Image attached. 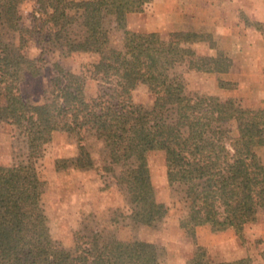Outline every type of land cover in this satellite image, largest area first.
I'll return each mask as SVG.
<instances>
[{"label":"trees","instance_id":"trees-1","mask_svg":"<svg viewBox=\"0 0 264 264\" xmlns=\"http://www.w3.org/2000/svg\"><path fill=\"white\" fill-rule=\"evenodd\" d=\"M51 21L60 29L71 23L67 11L81 12L85 34L68 42L69 53H101L102 21L115 15L124 31L122 52H112L87 69L86 74L68 72L57 65L45 102L25 100L19 81L25 72L41 73L42 59H31L22 45L12 46L1 38V27L17 25L18 0H0V123L14 126L28 141L27 160L14 166H0V264H161L163 248L145 241L114 240L99 244L93 237L76 233L73 249H57L38 228L35 210L40 204L37 191V162L55 133L76 135L82 142L86 131L105 142L114 164H124L139 153L164 151L169 185L184 187L189 212L181 227L195 232L209 226L213 233L257 221L264 209V162L257 148L264 146V109H249L237 100L223 102L218 96L190 97L183 82L172 74L178 65L189 71L226 74L232 61L219 54L201 56L192 48L204 40L195 32H175L168 39L158 33L127 29L129 14L140 12L145 0H89L68 3L49 0ZM89 74V75H88ZM99 84L96 95L87 97L86 84ZM232 81L220 80L221 86ZM152 86L156 99L151 109L133 103L138 85ZM175 108L174 122L165 120ZM235 122L236 133L227 124ZM78 168L92 166L87 148L81 144L73 160ZM62 161L57 162L61 167ZM130 219L151 226L168 213L155 198L149 169L131 170ZM193 264H212L198 246ZM219 264H245V260Z\"/></svg>","mask_w":264,"mask_h":264},{"label":"rangeland","instance_id":"rangeland-1","mask_svg":"<svg viewBox=\"0 0 264 264\" xmlns=\"http://www.w3.org/2000/svg\"><path fill=\"white\" fill-rule=\"evenodd\" d=\"M18 2V24L2 26L1 38L12 46L22 45L23 53L29 58L42 59L43 62L39 76L25 72L19 81L18 90L25 100L34 104L45 102L47 91L52 87L51 80L57 75V65L68 72L86 74L92 64L112 52L124 50L125 34L118 29L115 15L103 18L101 53H69L68 42L78 41L85 34L81 12L67 11L71 23L64 30L52 23L53 10L49 0ZM225 3L226 0H145L140 12L128 15L127 29L158 33L163 39L175 32L202 35L204 40L193 43L192 48L201 56L223 54L232 61V69L229 73L219 74L189 71L185 65H178L172 74L183 82L186 94L193 98L214 95L223 102L237 100L245 108L264 109V77H261L264 71L261 73L256 63L254 67L247 66L240 54L246 46L239 42L243 36L254 38L247 30L264 34V23L241 9L227 7ZM259 4L247 5L260 11L264 7L261 1ZM238 22H242L245 28H241ZM222 27L227 28V34ZM220 80L233 84L221 86ZM85 90L87 97L96 95L98 82L89 80ZM132 96L135 106L142 109H151L156 99L153 87L145 84L138 85ZM175 111L174 107L168 109L167 122H174ZM227 127L236 133L235 122H230ZM81 144L87 148L93 162L92 166L83 169L73 162L79 155ZM256 151L264 162V146ZM27 156V138L20 136L14 126L0 123V166L18 165L26 161ZM58 161H62L60 168L57 167ZM139 165L149 169L155 198L168 207L166 217L151 226L130 219L132 198L128 186L131 170ZM36 166L39 175L37 191L41 198L35 210L37 224L39 231L49 237L55 248L73 249L76 233L81 232L86 235L85 240L95 237L99 244L114 240L153 243L164 250L161 264H193L198 249L197 229L196 239H193L191 232L181 227L190 204L182 185H169L164 151L139 153L124 164H114L105 142L98 139L95 132L86 131L82 142L76 135L57 132L45 146L44 155ZM257 215V221L245 225L240 234L234 229L224 231L230 232L242 246L245 256L240 260H245V264H264V209H259ZM257 226L259 231H255ZM200 227L213 233L207 225ZM200 247L205 250L204 260L212 264L230 263L213 261L207 249Z\"/></svg>","mask_w":264,"mask_h":264},{"label":"crops","instance_id":"crops-1","mask_svg":"<svg viewBox=\"0 0 264 264\" xmlns=\"http://www.w3.org/2000/svg\"><path fill=\"white\" fill-rule=\"evenodd\" d=\"M260 1L263 3L264 0H226L228 4L227 7L237 9H241L242 12H245L248 16H254L255 20L258 22L264 23V8L260 11H255L247 4L251 3V5L259 6ZM224 4V5H225ZM259 4V5H258ZM223 7H226L223 6ZM223 22V26H225ZM230 23V22H229ZM241 28H245L242 22H238ZM223 32L226 33V27H222ZM246 33V31H245ZM247 33L252 35V37H241L239 42H243L245 44V48H243V52H240L242 58L247 66L254 67L259 66L261 73L264 71V34L258 31L247 30ZM227 34V33H226ZM242 46L239 47V51ZM261 77H264V74H261ZM255 93V90H254ZM201 228V229H200ZM260 227L257 226L255 231H259ZM231 237V238H230ZM228 238V240H225ZM197 246H203L207 249L209 254V258H213V261L217 262H234L240 259H243L245 256V251H243L242 246L238 242L237 239L232 238V234L222 232L220 234L217 233H208L206 229L203 227L197 228Z\"/></svg>","mask_w":264,"mask_h":264}]
</instances>
